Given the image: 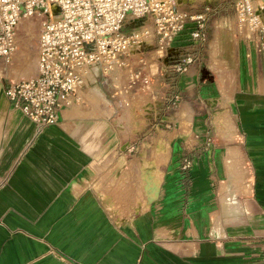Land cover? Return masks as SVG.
<instances>
[{
  "label": "crops",
  "instance_id": "1",
  "mask_svg": "<svg viewBox=\"0 0 264 264\" xmlns=\"http://www.w3.org/2000/svg\"><path fill=\"white\" fill-rule=\"evenodd\" d=\"M180 6L218 9L206 41L195 23L163 56L148 39L149 78L132 86L127 68H89L82 100L39 133L3 75L0 264H264V50L230 1ZM144 27L131 19L127 31ZM190 53L200 59L174 71ZM148 179L159 185L152 203Z\"/></svg>",
  "mask_w": 264,
  "mask_h": 264
},
{
  "label": "built area",
  "instance_id": "2",
  "mask_svg": "<svg viewBox=\"0 0 264 264\" xmlns=\"http://www.w3.org/2000/svg\"><path fill=\"white\" fill-rule=\"evenodd\" d=\"M230 2L238 27L248 38L258 37V47L264 50V0ZM217 17V8L193 12L182 8L180 0H0V60L10 63L13 59L24 19L41 21L36 72L29 78L10 80L8 96L15 108L35 122L39 133L60 123L62 110L82 100L89 68L99 67L107 75L127 68L129 86L139 79L146 81L149 77L141 68L146 63L144 42L153 38L163 56L187 24L195 23L192 37L202 43L207 21ZM131 19H149L152 28L127 31L124 26ZM199 59L190 53L171 67L182 73ZM180 100L175 95L173 104L177 106ZM192 165L191 156L183 154L181 171L188 173Z\"/></svg>",
  "mask_w": 264,
  "mask_h": 264
},
{
  "label": "rangeland",
  "instance_id": "3",
  "mask_svg": "<svg viewBox=\"0 0 264 264\" xmlns=\"http://www.w3.org/2000/svg\"><path fill=\"white\" fill-rule=\"evenodd\" d=\"M216 2H220L221 0H214ZM230 1V0H226ZM34 19V18H33ZM41 22V21H40ZM40 22L39 20H23L19 26L18 30V43H17V48L16 52L13 55V59L11 60L10 63L4 62L3 60H0V73L2 75H6L7 81L12 80L18 81L23 78H29L32 77L35 72H36V61H37V56H36V45H37V37L38 33L40 31ZM130 22V20H129ZM129 22H126L124 28L125 30L128 29ZM28 47L32 48L31 53H30V60L29 61H23L21 59L23 56L28 55ZM151 137H155V135L150 134L148 135V138L145 140L147 143H151ZM248 176V175H247ZM246 176V177H247ZM250 177V175L248 176Z\"/></svg>",
  "mask_w": 264,
  "mask_h": 264
},
{
  "label": "water",
  "instance_id": "4",
  "mask_svg": "<svg viewBox=\"0 0 264 264\" xmlns=\"http://www.w3.org/2000/svg\"><path fill=\"white\" fill-rule=\"evenodd\" d=\"M152 164H155V169H156V162L152 161ZM158 171V170H157ZM143 177H153L150 175V173L148 174V176L146 174L142 175ZM151 179V178H149ZM146 180V184L144 185V190H145V194L147 196V202L148 203H152L153 201H155L159 195V185L157 182H152L150 180Z\"/></svg>",
  "mask_w": 264,
  "mask_h": 264
},
{
  "label": "bare ground",
  "instance_id": "5",
  "mask_svg": "<svg viewBox=\"0 0 264 264\" xmlns=\"http://www.w3.org/2000/svg\"><path fill=\"white\" fill-rule=\"evenodd\" d=\"M28 49H29L28 52H29L30 50H32V48H30V47H28ZM32 51H33V50H32ZM30 53H31V51L28 53V55L23 56V57L21 58V59H23L22 62H24V61L26 62V61H29V60L31 59V58H30ZM98 94H99V93H98ZM146 162H147V161H146ZM156 162H157V161H156ZM144 163H145V162H144ZM147 163H148V162H147ZM145 166H146V165H145ZM147 169H148V168H147ZM147 171H148V170H147ZM154 171H155V170H154ZM156 171H157V170H156ZM150 172H151V171H150ZM153 176H154V174H153ZM244 176H245V175H244ZM245 178H246V177H245ZM249 183H250V182H249ZM243 186H244V185H243ZM247 188H248V187H244V189H246V190H247ZM249 188H250V187H249ZM249 188H248V189H249ZM246 190H245V191H246Z\"/></svg>",
  "mask_w": 264,
  "mask_h": 264
}]
</instances>
